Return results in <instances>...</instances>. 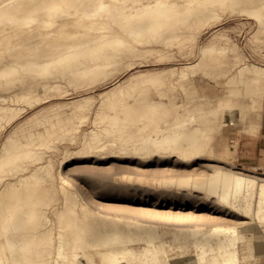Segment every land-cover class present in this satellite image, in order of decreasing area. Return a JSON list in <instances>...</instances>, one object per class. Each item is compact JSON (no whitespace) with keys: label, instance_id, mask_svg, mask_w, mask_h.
Listing matches in <instances>:
<instances>
[{"label":"rangeland","instance_id":"obj_1","mask_svg":"<svg viewBox=\"0 0 264 264\" xmlns=\"http://www.w3.org/2000/svg\"><path fill=\"white\" fill-rule=\"evenodd\" d=\"M242 1L241 4L223 7L216 20L192 26L191 38L187 40L178 37L165 38L156 43L149 41L145 45L133 43L132 48L135 50L123 64L111 67L107 74L94 79L63 78L49 89L53 80L47 78L42 80L45 82H39L41 77L31 74L15 87L5 89L6 78L16 75L17 71L16 74L4 76L5 80L1 77L0 100L7 97V102L20 110L21 115L0 129V147L4 144L8 148L13 146L11 152L26 148V136L32 132L42 145H37L36 155L39 159L34 164L24 170L13 169L7 173L0 171V193L9 183L28 177L35 165H42L43 168L35 176L36 180L32 181L33 177L27 179L24 188L30 179L32 187H35L38 176L40 180L45 179L41 188L44 186L47 193L43 191L45 196L39 198L41 200L38 202L36 195L40 192L35 194L38 188L32 196L37 201L34 199L30 206L35 208V205L36 209L38 207L48 217L45 228L52 238L56 237L59 224L82 217L78 214L79 202L86 207L89 218H93V215L120 217L140 225H156L169 230L182 228L188 231L190 228H198L210 231L216 227L234 228L238 247L236 264H264V222L256 221L251 212L247 218L235 214L231 207L233 200L231 205L221 202V185L216 182L220 176L232 174L255 176L257 181L264 180V167H252L257 139L251 136L258 128L260 135L264 134V85L256 88L238 75V69L243 64L264 67V24L261 26L240 12L242 7H250V2L256 1L259 4L264 0H244L246 4ZM15 30L22 31L25 36L27 34L22 26L1 31L0 47L15 42L14 35L20 34ZM31 33L36 36L38 31ZM216 35L227 38V42L217 43V47L227 50L230 47L227 56L215 61L201 60L190 68L189 65L200 60V48L212 43ZM33 41L23 40L20 46L13 49L20 52L23 50L24 53L29 50L39 53L55 44L52 38L44 43L35 42V39ZM32 42L35 45H31ZM27 45L32 48H27ZM24 56L17 57L27 59ZM162 71L168 72L152 78L150 82L153 84L127 82L131 77L157 76ZM116 85L124 87V92L121 96H115L112 104L104 105L99 111L100 93ZM82 100L88 102L79 114L68 112L67 107ZM121 100L127 102V105L119 110ZM154 101L161 103V106H154L158 114H163L166 108L175 109L179 119L195 116L181 129L183 133L202 124L205 132L200 137L201 149L195 156L183 158L178 154L192 148L191 141L182 142L178 151L161 148L156 152L137 155L133 153L132 142L118 139L121 122H115L110 130L102 131V127L108 125L109 115L117 109L120 115L134 116L132 121L122 124H148L150 116L156 113L150 105ZM213 108L217 109L216 112L201 118L200 123V117ZM51 109L58 112L57 116L48 113L53 111ZM37 118L43 120V126L35 125L34 120ZM92 129H98L96 143L88 145L87 134ZM14 141H17L16 144L11 145L10 142ZM246 154L248 156L244 158ZM19 185L17 183L16 188L20 189ZM62 190L76 196L75 204L70 207L71 219L67 211L63 213L65 200ZM68 235L71 237L73 234L68 232ZM163 237L168 243L163 254L160 252L164 259L162 264H201L196 249L189 242L178 248V241L171 239L170 233ZM9 252H6L7 256ZM53 258H56L54 254L50 256L49 264ZM99 262L96 258L95 263Z\"/></svg>","mask_w":264,"mask_h":264},{"label":"bare ground","instance_id":"obj_2","mask_svg":"<svg viewBox=\"0 0 264 264\" xmlns=\"http://www.w3.org/2000/svg\"><path fill=\"white\" fill-rule=\"evenodd\" d=\"M241 1L0 0V34H2L1 31L15 27L17 29L18 26H22L27 32L25 36V33H21L22 31L15 30L21 34H13L15 42L1 45L0 65L3 67L0 68V80L1 77L5 80L4 76L16 74L17 71L16 75L6 76L5 89L15 87L27 75L31 76V74L41 77L38 79L39 82H45L42 80L47 78L53 80L48 87L50 89L55 87L63 78L69 80L90 77L94 79L107 74L111 67L123 64V61L135 50L132 48L133 43L145 45L149 41L156 43L165 38L178 39V37L187 40V38H191L192 26L216 20L220 15L219 10L223 7L234 6ZM250 3V7H242L239 11L262 26L264 24V1L259 2V4L255 1L251 3L252 6ZM34 31H38L36 36L31 33H36ZM51 38L55 44L51 45V48L49 46L47 49L40 50L39 53H33L30 50L24 53L23 50L20 52V50L13 49L20 46L23 40L32 39L33 41L35 39V42L44 43ZM215 38L212 43L200 48V60L189 65L190 68L199 64L201 60L212 59L215 61L227 56L230 47L229 50L224 47H217V43L227 42V38L225 36L222 38L221 35H216ZM24 42L26 44V41ZM33 42L31 45H35ZM31 45H27V48L30 46L29 49H31ZM22 55H25L24 57L27 59L22 58L23 60H21L20 57L19 60L18 57ZM13 56L18 57L11 59ZM167 72L162 71L156 74L157 76L148 75L136 79L131 77L127 82L128 84H153L150 82L153 80L152 78ZM239 74L247 79V84L256 88L264 85V67L260 65L243 64L238 69ZM123 88L116 85L112 89L100 93L98 110L101 111L106 104H112L115 96L122 95L125 90ZM16 99L14 98V100ZM0 101V129H3L21 111L7 102V97ZM87 102L82 100L70 105L67 107L69 108L68 112L79 114ZM120 102L122 103L118 104V109L127 105V102L123 103L122 100ZM156 104L158 103L155 101L150 103L153 107ZM158 105L161 106V103ZM154 108L156 113L150 116L148 124L131 122L122 124L132 121L134 116L130 114L120 115L119 110L121 109L116 108L117 110L109 115L108 125L102 127V131L110 130L115 122H121L122 129L118 139L132 142L133 153L137 155L156 152L161 148L164 150L172 148L173 151H178L181 149L182 142L191 141L192 148L179 151L178 154L183 158L195 156L201 149L200 137L205 132L202 129V124L191 128L187 133H183L181 129L187 121L195 118L194 115H189L186 119H179L175 109L164 108L163 114H158L157 107ZM98 110H96L97 114L99 113ZM216 110L213 108L204 113L205 117L204 115L200 117V123H202L201 118H206ZM48 113L54 114V116L58 114L56 110ZM136 114H138L137 111ZM34 121H36L35 125H44L43 120L37 118ZM94 129L87 134L88 145L96 143L98 129L97 131ZM32 133L26 136V148L11 152L13 146L8 148L7 144H4L0 147L1 173L2 171L7 173L13 169L24 170V168L37 162L39 159L36 155L37 145L41 146L42 144L38 142V137L36 139ZM196 135L199 136L196 137ZM16 142L10 143L14 145ZM42 168V165H35L28 177L22 181L7 184L8 186L0 193V264H49L52 254L56 258L52 259L51 264H96V258L100 260V264H162L164 259L160 252L164 251V247L168 243L163 237L167 233H170L171 239L178 241V248H182L184 244L189 242L196 249L197 259L201 264H213L209 261L215 262L214 264H236L238 247L237 234L234 228L220 229L216 227L210 231L198 228H190L188 231L182 228L169 230L158 228L156 225H140L120 217H97L92 214L93 218H89L86 207L79 202L77 203L78 214L82 217H77L75 221L71 220L59 224L56 237L52 238L49 230L45 228L48 217L44 212L39 211L38 207L36 209L35 205V208L30 206V203L35 199L32 198L33 193L38 188L35 194L39 191L38 195H42H40L41 197L36 195V199L38 198L39 202L41 200L39 198L43 197L45 188L44 186L41 188V185L44 184L45 179L44 181L43 179L40 180L38 176L37 181L40 180L42 184L39 185L40 181L38 183L34 181L35 187L31 186L30 179V181L28 180L29 183L25 185L26 190L24 188V182L27 183V179L32 177V181L36 180L35 176ZM1 176L2 174H0V178ZM257 180L255 176L232 174L220 176L216 182L221 185V202L231 205V200H233L234 203L231 207L235 214L247 218L251 212L253 218L257 219L256 221L264 222V180ZM17 183L21 184L19 185L20 189L16 188ZM28 185L29 189H27ZM254 190L255 192H253ZM62 194H64L65 200L63 213L67 211L71 216L72 208L70 209V207L75 204L74 198L76 196L72 193V195L66 194V192ZM253 198L254 200H252ZM68 232L73 235L70 237ZM76 249L79 251H75ZM7 251H10L8 256L6 255Z\"/></svg>","mask_w":264,"mask_h":264},{"label":"crops","instance_id":"obj_3","mask_svg":"<svg viewBox=\"0 0 264 264\" xmlns=\"http://www.w3.org/2000/svg\"><path fill=\"white\" fill-rule=\"evenodd\" d=\"M251 136L252 138L257 139L256 150L253 152L252 155L254 159V162L252 163L254 165L252 167H256V168L264 167V134L260 135V128H258L255 133L251 134ZM247 156L248 155L246 154L244 158H247Z\"/></svg>","mask_w":264,"mask_h":264}]
</instances>
